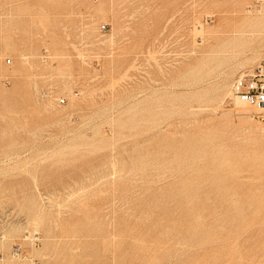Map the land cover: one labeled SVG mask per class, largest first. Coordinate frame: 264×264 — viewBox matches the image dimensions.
Here are the masks:
<instances>
[{
    "label": "rangeland",
    "instance_id": "374dc122",
    "mask_svg": "<svg viewBox=\"0 0 264 264\" xmlns=\"http://www.w3.org/2000/svg\"><path fill=\"white\" fill-rule=\"evenodd\" d=\"M262 15L264 0H0V264H50L46 247L52 264H264V114L233 99L264 65Z\"/></svg>",
    "mask_w": 264,
    "mask_h": 264
},
{
    "label": "built area",
    "instance_id": "2783aa9c",
    "mask_svg": "<svg viewBox=\"0 0 264 264\" xmlns=\"http://www.w3.org/2000/svg\"><path fill=\"white\" fill-rule=\"evenodd\" d=\"M207 21V19H206ZM107 24L102 25L101 29H106ZM11 61L8 60V63ZM235 94L247 105L264 108V65L260 64L255 69L242 73L235 83ZM77 95V94H76ZM66 98H60L59 105H64ZM263 119V118H262ZM33 243L38 245V237H33ZM12 254L20 257L24 252V246L21 243L13 245ZM30 264H41L37 259H31Z\"/></svg>",
    "mask_w": 264,
    "mask_h": 264
},
{
    "label": "bare ground",
    "instance_id": "6f19581e",
    "mask_svg": "<svg viewBox=\"0 0 264 264\" xmlns=\"http://www.w3.org/2000/svg\"><path fill=\"white\" fill-rule=\"evenodd\" d=\"M21 3H22V2H21ZM100 9H101V8H100ZM259 11H260V10H259ZM259 18H261V20H262V21H261V27L264 28V15L260 16ZM201 27H202V26H201ZM201 27L199 26V29H197V27H196V29H197L198 31H201V32H202V28H201ZM197 30H196V31H197ZM201 34H202V33H201ZM203 34H205V33H203ZM193 35H194V34H193ZM209 36H210V35H209ZM196 37H197V36H195V38H196ZM201 37H202V36H201ZM201 37H200V38H201ZM259 49H260V48H259ZM256 50H257V49H256ZM257 52H258V51H257ZM259 59H260V58H259ZM222 73H223V72H222ZM224 73H225V72H224ZM218 75H219V74H218ZM229 89H230L229 95L233 94L232 87L229 88ZM230 93H231V94H230ZM234 93H235V91H234ZM227 94H228V92H227ZM233 99H234V104H235V109H234V110L237 111V112L259 111V112H262V114H264V108L262 109V108L253 107V106L247 105L246 103L242 102V100H240V99L236 96V94L233 96ZM218 148H219V147H218ZM211 149H212V148H211ZM242 154H243V153H242ZM227 162H228V161H227ZM233 174H234V173H233ZM235 174H236V172H235ZM224 177H225V176H224ZM219 185H220V184H219ZM223 197H224V196H223ZM234 203H235V202H234ZM234 209H235V207H234ZM195 212H196V211H195ZM37 217H38V216H37ZM197 217H198V216H197ZM96 218H97V217H96ZM96 218L93 220V222H92V220H91V223H92V224L94 223V225H97V227H98L99 225L102 226V223H101L100 221H97ZM241 218H243V217H241ZM195 219H196V218H195ZM198 219L200 220V218H198ZM30 220H31V219H30ZM36 220H37V219H36ZM56 220H57V219H56ZM59 220H60V219H59ZM40 221H42V220H37V221L34 223L35 226H37V225L39 226V223H40V226H41V222H40ZM54 221H55V220H54ZM61 221H62V219H61ZM61 221H59V222H61ZM55 222H57V221H55ZM88 222H89V221H88ZM51 223H53V222H51ZM62 223H63V222H62ZM86 223H87V222H86ZM199 223H200V222H199ZM42 224H43V223H42ZM60 224H61V223H60ZM68 224H69V223H68ZM191 224H192V223H191ZM200 224H201V223H200ZM78 225H79V224H78ZM38 226H37V228H38ZM197 226H198V225H197ZM94 227H95V226H94ZM39 228H40V227H39ZM39 228H38V229H39ZM55 228H56V227H55ZM85 228H86V227H85ZM34 229H36V227H35ZM34 229H33V230H34ZM74 229H75V228H74ZM74 229H73V231L77 232V233L74 232V233L72 234L74 237L81 235V234H79V233H81V229H80V230H78L77 228H76L77 230H74ZM113 229H114V228H113ZM36 230H37V229H36ZM4 231H5V230H4ZM37 231H38V230H37ZM37 231H36V233H37ZM60 231L62 232V233H60L61 236H62V235H63V232L65 233V231H62V230H60ZM67 231H68V230H67ZM67 231H66V232H67ZM78 231H80V232L78 233ZM82 231H83V230H82ZM88 231H89V230H88ZM88 231H87V232H88ZM90 231H92V233H91V232H90V233H91L92 236L94 237V233H93V232H95V229H94V230L92 229V230H90ZM97 231H99V232H97L96 236H97V235H101V234H103V236H104V233H103L104 231H102L101 228H100V230H97ZM84 232H85V231H84ZM229 232H230V231H229ZM108 233H109V231L106 233V234L108 235L107 237H109V236H111V237H109V239L106 237V241H107V239H108V240H110L111 243H113V241H114V237H113L112 235H113L114 233H113L112 235H111V233H109V234H108ZM83 234H84V233H83ZM83 234H82V235H83ZM85 234H86V233H85ZM88 234H89V233H88ZM106 234H105V235H106ZM223 234H224V233H223ZM52 235H53V234H52ZM64 235H65V234H64ZM64 235H63V236H64ZM66 235H67V234H66ZM27 236H28V235H27ZM49 236H50V234H49ZM56 236H57V235H56ZM58 236H60V235H58ZM61 236H60V237H56V238H57V239H58V238H61ZM67 236H69V235H67ZM67 236H66V237H67ZM89 236H90V235H89ZM120 236H121V235H120ZM66 237H64V238H66ZM80 237H81V236H80ZM93 237H92V239H93ZM200 237H201V236H200ZM200 237H199V238H200ZM216 237H217V236H216ZM222 237H223V236H222ZM228 237H229V236H228ZM4 238H6V237L4 236ZM47 238H48V237H46V239H47ZM67 238H68V237H67ZM72 238H73V237L71 236V240H72ZM77 238H78V241H79L80 238H79V237H77ZM83 238H84V237H83ZM88 238L90 239L91 236L88 237ZM88 238H87V239H88ZM94 238H95V237H94ZM98 238H99V237L95 238V243H96V244H97L96 240H97ZM103 238H104V237H103ZM103 238L100 237L99 239H103ZM116 238H117V237H116ZM121 238H122V237H121ZM46 239H45V240H46ZM48 239H50V238H48ZM62 239H63V238H61V240H62ZM69 239H70V238H69ZM74 239H75V238H74ZM87 239L85 238V241H86ZM89 239H88V240H89ZM92 239H91V240H92ZM219 239H220V238H219ZM50 240H51V239H50ZM52 240H53V238H52ZM54 240H56V239L54 238ZM61 240L59 239V241H61ZM63 240H64V239H63ZM66 240H67V239H66ZM76 240H77V239H76ZM88 240H87V241H88ZM213 240H215V239H213ZM59 241H57V242H59ZM69 241H70V240H69ZM69 241L67 242V244L65 243L68 247H69ZM85 241H84V243H85V245H87V244H86L87 241H86V242H85ZM89 241H90V240H89ZM93 241H94V240H93ZM97 241H98V240H97ZM201 241H202V240H201ZM57 242H56V245H57ZM65 242H66V241H65ZM79 242H80V241H79ZM79 242H78V243H79ZM101 242H102V241H101ZM103 242H104V241H103ZM110 242H109V243H110ZM205 242H206V241H205ZM2 243H3V242H2ZM62 243H63V241H62ZM70 243L72 244L73 242H70ZM76 243H77V242H76ZM76 243H75V244H76ZM91 243H92V241H91ZM105 243H106L107 245H109V243H107V242H105ZM105 243H104V244H105ZM179 243H180V242H179ZM196 243H197V242H196ZM206 243H207V242H206ZM3 244H4V243H3ZM92 244H93V243H92ZM92 244H91V245H92ZM217 244H218V243H217ZM217 244H216V245H217ZM48 245H49V243H48ZM81 245H83V242L80 243V245L77 244V245L74 247V249H73L74 251H73V250H70V251H73V256H77V257H81V256H82V254H81L80 252L83 251V250H81V249H84V250H85V247H83L84 245H83V246H81ZM107 245H106V246H107ZM115 245H116V244H115ZM179 245H180V244H179ZM196 245H197V244H196ZM61 246H62V245H61ZM73 246H74V245H73ZM93 246H94V244L92 245V249L90 248L91 250H93ZM96 246H98V245H96ZM182 246H183V245H182ZM2 247H4V245H2ZM53 247H54V246H53ZM58 247H59V246H58ZM86 247L88 248L89 246H86ZM109 247H110V246H109ZM113 247H115V246H113ZM197 247H198V246H197ZM69 248H70V247H69ZM104 248H105V247H104ZM199 248H200V247H199ZM50 249H51V248H50ZM60 249H61V248H60ZM79 249H80L81 251H80ZM88 249H89V248H88ZM90 249H89V250H90ZM109 249H110V248H109ZM66 250H68V249H66ZM95 250H96V249H94L93 251H95ZM99 250H100V249H99ZM99 250H98V251H99ZM105 250H106V249H105ZM107 250H108V249H107ZM194 250H195V249H194ZM196 250H197V249H196ZM35 251L37 252L36 254L34 253ZM35 251L33 252V254L39 256V258H42V259L45 260L46 262H50V264H52V260H53V257H52V256H53V255L51 254V251L49 250L48 247L44 248V250H39V251H38V250H35ZM64 251H65V250H64ZM98 251H97V252H98ZM66 252H67V251H66ZM86 252H87V251H86ZM105 252H106V251H105ZM61 253H63V252H61ZM61 253H60V254H61ZM64 253H65V252H64ZM64 253H63V254H64ZM89 253H90V251H89ZM69 254H70V253H69ZM97 254H98V253H97ZM67 255H68V253H67ZM192 255H193V254H192ZM60 256H61V255H60ZM63 256H64V255H63ZM68 256H71V257H72L71 254L68 255ZM95 256H96V255H95ZM71 257H70V258H71ZM34 258H35V257H34ZM63 258H65V257H63ZM74 258H75V257H74ZM86 258H87V257H86ZM26 259H27V260H30V259L28 258V256H25V255H24L23 260H26ZM82 259H83V258H82ZM11 260H12V259H11ZM65 260H66V259H65ZM71 260H72V259H71ZM94 260H95V259H94ZM236 260H239V259H236ZM8 261H9V260H8ZM68 261H69V260H68ZM0 262H1V261H0ZM3 262H6V261L4 260ZM74 262H75V261H74ZM236 263H237V262H236ZM1 264H2V263H1ZM16 264H26V263L22 261V262H19V263H16Z\"/></svg>",
    "mask_w": 264,
    "mask_h": 264
}]
</instances>
